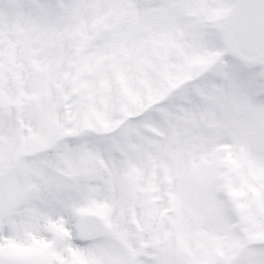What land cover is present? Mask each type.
<instances>
[{
	"label": "snow or ice",
	"instance_id": "snow-or-ice-1",
	"mask_svg": "<svg viewBox=\"0 0 264 264\" xmlns=\"http://www.w3.org/2000/svg\"><path fill=\"white\" fill-rule=\"evenodd\" d=\"M0 264H264V0H0Z\"/></svg>",
	"mask_w": 264,
	"mask_h": 264
}]
</instances>
